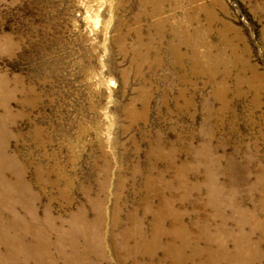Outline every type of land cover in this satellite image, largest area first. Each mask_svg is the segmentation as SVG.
<instances>
[{
  "label": "rangeland",
  "instance_id": "rangeland-1",
  "mask_svg": "<svg viewBox=\"0 0 264 264\" xmlns=\"http://www.w3.org/2000/svg\"><path fill=\"white\" fill-rule=\"evenodd\" d=\"M0 262L264 264V0H0Z\"/></svg>",
  "mask_w": 264,
  "mask_h": 264
},
{
  "label": "bare ground",
  "instance_id": "bare-ground-1",
  "mask_svg": "<svg viewBox=\"0 0 264 264\" xmlns=\"http://www.w3.org/2000/svg\"><path fill=\"white\" fill-rule=\"evenodd\" d=\"M3 162H4V161H3ZM162 219H163V218H162ZM37 251H38V254H39V255H38V256L36 255L35 258H36V260H37L38 262L41 263V262H43L42 259H44V255H43L44 253H43V251H42L41 249H39V250H37ZM219 254H220V253H219ZM42 255H43V256H42ZM213 256H214V255H213ZM220 256H221V255H220ZM227 257H228V256H227ZM214 258H215V257H214ZM214 258H213V259H214ZM5 259H6V258H5ZM5 261H6V260H5ZM214 261H215V260H214ZM0 264H1V262H0Z\"/></svg>",
  "mask_w": 264,
  "mask_h": 264
}]
</instances>
